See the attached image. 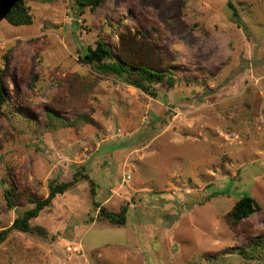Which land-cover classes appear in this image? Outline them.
<instances>
[{"label":"rangeland","instance_id":"374dc122","mask_svg":"<svg viewBox=\"0 0 264 264\" xmlns=\"http://www.w3.org/2000/svg\"><path fill=\"white\" fill-rule=\"evenodd\" d=\"M24 1L30 25L0 9V231L79 181L31 221L47 237L9 231L0 264H264V0ZM98 41L173 84L99 72L81 60ZM243 194L260 210L231 228Z\"/></svg>","mask_w":264,"mask_h":264},{"label":"trees","instance_id":"16d2710c","mask_svg":"<svg viewBox=\"0 0 264 264\" xmlns=\"http://www.w3.org/2000/svg\"><path fill=\"white\" fill-rule=\"evenodd\" d=\"M40 1L45 2L48 0ZM102 2L103 0H76V3L81 10H84L85 7L95 9ZM1 7V13L11 25L17 26L32 24V15L30 14L29 7L25 4L24 0H2ZM81 58L82 61L86 64L94 66L99 72L117 77L149 94H153L151 90V83L153 82H167L169 85L173 84L172 77L169 73L156 70L144 62L128 63L113 59L110 47L102 41H98L95 48L88 47L86 51L83 52ZM0 102L7 104L1 83ZM47 116L52 121L57 119L56 116L51 114H48ZM82 178H85L89 182L90 196L93 199V204L99 209V216L116 225H124L127 219V205L121 206L118 212L107 210L105 207L97 204L94 200V197L96 196V185L94 181L89 179L86 175H82ZM78 181L79 178L75 175L71 181L50 185L48 195L45 198L34 196L29 197V202L32 204V207L17 216L11 227L0 231V243L7 238L9 231L12 229L22 232L36 233L40 236L47 237V232L40 226L31 225V221L35 219L45 207L50 205L58 194L64 193L73 187ZM6 198L9 206H13L12 190L6 191ZM259 210L260 206L254 198L248 194H243L237 199L233 207L225 215L226 223L231 228H234L243 219L258 212ZM257 243H259V241H257Z\"/></svg>","mask_w":264,"mask_h":264}]
</instances>
